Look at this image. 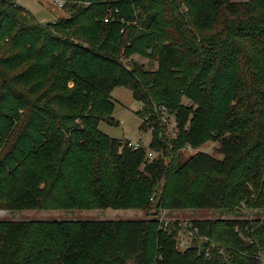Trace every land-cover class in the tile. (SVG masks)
<instances>
[{
    "label": "trees",
    "instance_id": "trees-1",
    "mask_svg": "<svg viewBox=\"0 0 264 264\" xmlns=\"http://www.w3.org/2000/svg\"><path fill=\"white\" fill-rule=\"evenodd\" d=\"M63 1L40 22L0 0V210L264 203V0ZM117 86L174 114L178 136L151 142L159 155L99 130ZM216 134L223 159L180 160ZM172 224L0 220V264H264V221L195 220L203 240L184 249Z\"/></svg>",
    "mask_w": 264,
    "mask_h": 264
},
{
    "label": "rangeland",
    "instance_id": "rangeland-1",
    "mask_svg": "<svg viewBox=\"0 0 264 264\" xmlns=\"http://www.w3.org/2000/svg\"><path fill=\"white\" fill-rule=\"evenodd\" d=\"M20 5L32 14L40 22H52L58 17L66 14L64 8H60L53 3L52 0H16ZM242 1V0H234ZM132 60L142 64L148 71L157 69L158 63L155 59L139 56L133 54ZM126 62V59H123ZM129 62V61H128ZM127 62V63H128ZM111 98L114 102L113 113L110 115V120H101L98 123L99 130L113 138L123 142H139L146 150V156L159 155L161 151L156 152L150 148L153 138L163 142L167 147L174 138L178 136V128L173 127L174 114L167 109H161V106L153 103L152 110L142 106L140 101L136 100L132 91L123 86H117L111 91ZM181 103L188 106L196 107V104L191 102L186 96H182ZM140 112L138 113L137 111ZM204 141L199 144L196 149L181 148L180 160L182 161L198 151H204L215 158L223 159L224 155L221 153V136ZM161 140H159V138ZM166 159V158H165ZM258 196L252 194L249 197L251 202L246 199L241 200L240 209H202L195 207H185L182 209H163L162 211H155L153 209H144L138 207H131L126 209H91V210H0V220L11 221H54V220H73V221H108V220H123V219H148L155 217L168 225V229L174 225V236L176 237L177 246L184 249L188 243H199L203 238L199 237L197 240L190 238V233L181 230L180 226L187 228V225L192 224L195 220L202 219H248L252 224L264 221V203L257 202V206L253 205V200H257ZM242 199V198H241ZM259 201V200H258ZM178 225V227H177ZM253 231V229H251ZM189 232V231H188ZM194 235V234H192ZM206 239V238H205ZM208 239V238H207ZM223 252V251H222ZM260 258L262 253H257Z\"/></svg>",
    "mask_w": 264,
    "mask_h": 264
},
{
    "label": "built area",
    "instance_id": "built-area-1",
    "mask_svg": "<svg viewBox=\"0 0 264 264\" xmlns=\"http://www.w3.org/2000/svg\"><path fill=\"white\" fill-rule=\"evenodd\" d=\"M53 1V3L55 4V5H57L58 7H62L63 6V4H64V1L63 0H52ZM107 20V19H106ZM161 109H165V110H163V111H167V108L165 107V106H161ZM175 118V117H174ZM174 122V126L173 127H177V121H176V119L173 121ZM127 146L128 147H130V148H132V149H139V148H141L142 146H141V144L139 143V142H129V141H127ZM190 147L189 146H187L186 147V149H189ZM153 155H151L150 157H152ZM149 157V158H150ZM150 160V159H149ZM160 211H162V210H160ZM161 221V220H160ZM187 225V228H184L182 225L180 226V228H181V230H183L184 232H187V233H190V238L191 239H194V238H201V237H203V236H199L198 235V232H197V230H196V228L195 227H193L192 226V224H190V225H188V224H186ZM189 231V232H188ZM192 234H194V235H192ZM190 243H191V241H190ZM190 243H188V246L190 245Z\"/></svg>",
    "mask_w": 264,
    "mask_h": 264
},
{
    "label": "water",
    "instance_id": "water-1",
    "mask_svg": "<svg viewBox=\"0 0 264 264\" xmlns=\"http://www.w3.org/2000/svg\"><path fill=\"white\" fill-rule=\"evenodd\" d=\"M205 242H202L201 244H200V247H202V248H204L205 247Z\"/></svg>",
    "mask_w": 264,
    "mask_h": 264
},
{
    "label": "crops",
    "instance_id": "crops-1",
    "mask_svg": "<svg viewBox=\"0 0 264 264\" xmlns=\"http://www.w3.org/2000/svg\"><path fill=\"white\" fill-rule=\"evenodd\" d=\"M17 2V1H16ZM18 3V2H17Z\"/></svg>",
    "mask_w": 264,
    "mask_h": 264
}]
</instances>
